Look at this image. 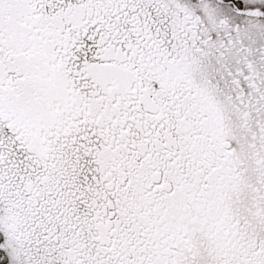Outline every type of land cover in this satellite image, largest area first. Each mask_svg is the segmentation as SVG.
<instances>
[{"label":"snow or ice","instance_id":"6c2138e0","mask_svg":"<svg viewBox=\"0 0 264 264\" xmlns=\"http://www.w3.org/2000/svg\"><path fill=\"white\" fill-rule=\"evenodd\" d=\"M0 264H264V0H0Z\"/></svg>","mask_w":264,"mask_h":264}]
</instances>
